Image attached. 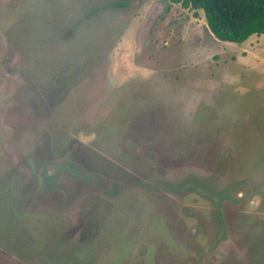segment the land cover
Segmentation results:
<instances>
[{
  "label": "rangeland",
  "instance_id": "obj_1",
  "mask_svg": "<svg viewBox=\"0 0 264 264\" xmlns=\"http://www.w3.org/2000/svg\"><path fill=\"white\" fill-rule=\"evenodd\" d=\"M53 3L0 44V264H264V34Z\"/></svg>",
  "mask_w": 264,
  "mask_h": 264
},
{
  "label": "trees",
  "instance_id": "obj_2",
  "mask_svg": "<svg viewBox=\"0 0 264 264\" xmlns=\"http://www.w3.org/2000/svg\"><path fill=\"white\" fill-rule=\"evenodd\" d=\"M204 12L207 26L220 41L243 43L264 34V0H167ZM125 2L117 4L122 7Z\"/></svg>",
  "mask_w": 264,
  "mask_h": 264
},
{
  "label": "crops",
  "instance_id": "obj_3",
  "mask_svg": "<svg viewBox=\"0 0 264 264\" xmlns=\"http://www.w3.org/2000/svg\"><path fill=\"white\" fill-rule=\"evenodd\" d=\"M53 1L54 0H0V44H2V47L4 43L3 38L6 39L7 37V39H12L14 37L12 40L16 43V39H22L26 36V32L28 35L31 33L32 29L30 30V27L32 23L36 22L37 25L40 21L39 19H41L40 16H47L48 19L49 15L46 13L49 14L50 11H53ZM46 3L49 5L48 8L44 7ZM63 27L65 28V25L62 22L60 28ZM11 42L13 45V41ZM152 116L153 114L151 112L150 117Z\"/></svg>",
  "mask_w": 264,
  "mask_h": 264
}]
</instances>
